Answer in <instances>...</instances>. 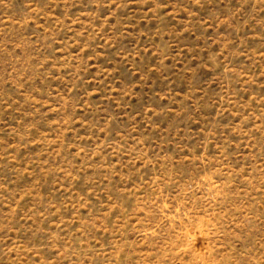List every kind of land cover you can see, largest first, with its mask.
<instances>
[{"label": "rangeland", "instance_id": "374dc122", "mask_svg": "<svg viewBox=\"0 0 264 264\" xmlns=\"http://www.w3.org/2000/svg\"><path fill=\"white\" fill-rule=\"evenodd\" d=\"M0 264H264V0H0Z\"/></svg>", "mask_w": 264, "mask_h": 264}]
</instances>
